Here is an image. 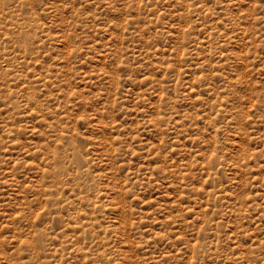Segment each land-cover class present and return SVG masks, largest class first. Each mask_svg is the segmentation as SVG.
<instances>
[{
    "label": "rangeland",
    "instance_id": "374dc122",
    "mask_svg": "<svg viewBox=\"0 0 264 264\" xmlns=\"http://www.w3.org/2000/svg\"><path fill=\"white\" fill-rule=\"evenodd\" d=\"M0 264H264V0H0Z\"/></svg>",
    "mask_w": 264,
    "mask_h": 264
}]
</instances>
